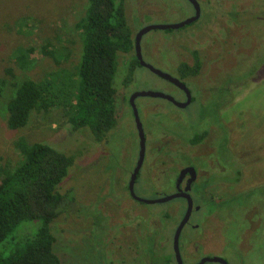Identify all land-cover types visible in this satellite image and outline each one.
I'll list each match as a JSON object with an SVG mask.
<instances>
[{"label":"rangeland","instance_id":"rangeland-1","mask_svg":"<svg viewBox=\"0 0 264 264\" xmlns=\"http://www.w3.org/2000/svg\"><path fill=\"white\" fill-rule=\"evenodd\" d=\"M198 1L201 17L197 22L177 30L150 31L142 38L141 50L146 63L179 80V65H192L197 53L201 72L186 81L203 91L205 102L200 103L196 93V102L187 110L153 98H138L136 105L148 146L159 144L166 135L163 141L178 139L179 146L194 149L186 140L206 132V125L218 123L222 114L224 140L217 139L216 144L231 182L199 203L205 210L191 219L206 228L200 237V241H207L206 250L197 258L264 264V0ZM87 8L86 0H0V166L14 169L19 165L22 155L16 143L20 139L28 144L43 143L74 157L75 163L59 188L70 201L52 224L55 252L62 264H148L144 240L152 233L156 254L172 258L175 228L186 211L183 199L161 207L133 200L128 193L140 151L129 99L135 92H157L178 99L172 84L138 67L132 83L126 86L134 54L120 55L114 83L118 125L103 143H97L88 128L74 130L58 108L33 113L28 125L16 131L7 125V104L18 85L63 69L76 73L82 55L76 26ZM125 9L134 36L148 26L176 25L195 15L188 0H126ZM19 50L30 60L25 69L17 62ZM147 105L155 110L147 111ZM161 109L167 115H158ZM176 116L177 123L172 120ZM208 146L209 141H204L194 149L195 154L206 155ZM144 177L142 173L135 185L139 198L154 201L172 193L171 186L163 190L156 186V178L155 185L146 190ZM241 193L244 195L230 198ZM213 198L230 199L217 205ZM38 227L39 222L24 223L19 236L32 238ZM189 227L181 236L186 257L188 239L195 235ZM12 245L11 240L6 241L0 252L9 254Z\"/></svg>","mask_w":264,"mask_h":264},{"label":"trees","instance_id":"trees-1","mask_svg":"<svg viewBox=\"0 0 264 264\" xmlns=\"http://www.w3.org/2000/svg\"><path fill=\"white\" fill-rule=\"evenodd\" d=\"M86 1V15L76 26L82 40V55L76 73L63 69L42 80H26L18 85L7 104L10 130L26 127L35 112L48 113L55 108L63 111L74 130L88 128L97 143H103L117 127L114 83L118 59L135 49L126 0ZM18 52L17 62L25 69L30 60L23 50ZM46 53L54 55V52ZM194 55L192 65H179L181 78L200 74L202 64L198 54ZM138 67H141L140 63L134 58L128 69L126 86L132 83ZM2 85L0 78V89ZM204 137L200 135L187 142L196 146ZM16 147L22 155L19 165L14 169L0 166V247L8 240L13 243L9 254L0 252V264H62L55 252L52 224L70 201L59 188L75 159L43 143L28 144L20 139ZM28 222H39L38 230L32 238L22 239L18 231ZM145 223L150 222L146 219ZM154 235L149 234L145 239L148 264H173L174 255L170 258L169 254H156Z\"/></svg>","mask_w":264,"mask_h":264},{"label":"flooded vegetation","instance_id":"flooded-vegetation-1","mask_svg":"<svg viewBox=\"0 0 264 264\" xmlns=\"http://www.w3.org/2000/svg\"><path fill=\"white\" fill-rule=\"evenodd\" d=\"M198 3L200 4V1H198ZM137 35H135L134 37L136 38ZM133 54H134V58L137 59L135 49L133 51ZM188 78L192 79L195 77L190 76V77H187L184 79L183 78L180 79V81H182L187 86V88L189 89L190 94L192 96L191 104L188 105L186 108H179L176 105H174L172 102H170L166 99H160V98H153V99L163 100V101L169 103L172 107L176 108L177 110H187L194 102H196V99H195L196 95L195 94L198 93V95H199L198 101L200 103H204L205 99L202 100V98H201V96L203 95V91L199 88H194L190 84H188L186 81V79H188ZM173 86L177 89V90H175L176 91L175 94L179 98L177 99L176 97H173L169 94H166V95L174 98L178 103L185 104L188 101L186 92L181 90L180 88H178L175 85H173ZM207 90L210 91V89H207ZM136 93H138V92H135L134 94H136ZM134 94H132V96ZM142 98H149V97H142ZM137 99L135 100V104H136ZM129 101H130V99H129ZM146 108H147V111H149V112H153L155 110V108L149 107L148 105L146 106ZM143 109H144V107H143ZM137 110H138V108H137ZM138 113H139V110H138ZM157 114L160 116L161 115L165 116V115H167V111H164L163 109H161V110H158ZM133 116H134V114H133ZM139 116H140V114H139ZM177 116L175 118H172V120H174L175 123H177V121L179 122V119ZM223 120L224 119L222 117V114L221 115L219 114L218 123H208L206 125L207 126V129L205 130L206 132H202V134H201V135H204L205 137L200 144H198L196 146H191L187 142V140H189V139L186 140V142H187L186 145L188 147H192L194 149L197 147L199 148V146L201 147L203 142L208 140L209 141V146H208L209 152L203 156H197L195 154L194 149L188 150L187 148L179 146L178 143L180 140H178V139L176 140L177 143L175 142V139H172V138L170 140L165 139L163 141L162 138L167 137L166 135L160 138L159 144L148 146V144H149L148 135H146V133H145V135H146V154H145V159H144L142 169H141V171L137 177V181L140 178L141 174L143 173V175L145 176L143 179V182H144L143 186L146 190H149V189H151L152 184H154L153 179L156 178L157 179V182H156L157 185L156 186L160 185L159 186L160 189L163 190V188H168L169 186H171V188L173 189L171 194H169L168 196H163V198L170 197V196H173L175 194H187L190 196L192 203H193V209H192V213H191L189 222L185 225V227L183 228L181 235H180V253H181L184 264H202V261L206 259V258H202V259L197 258L201 251L206 250L205 244L207 243V241L206 242L200 241V237L205 233L204 230H206V228H204L203 224H197L191 220L192 217L195 216V214L197 212H203L205 210L204 205H200L199 203L205 201L208 197H210L211 194H213V191H215V189H217L219 187L227 186V181L231 182V180L228 179L227 176H225L227 174V172H226L227 166H226V164L225 165L223 164L224 167L222 166V163H221L220 158L218 156V154L220 155L221 151H220V148H217V147H220V145L216 144L217 139L224 140V138L222 137L223 133L221 131H223V128L226 125L223 122ZM209 136H210V138H209ZM156 142H158V141H156ZM181 144H182V142H181ZM138 160H139V153H138V157H137V161H136L137 163H138ZM137 163H136V166H137ZM136 166H135V168H136ZM216 170H218V171H216ZM185 171H187V172L184 173V175H182L183 172H185ZM193 171H195V174ZM133 172H134V170L132 171L131 176H132ZM131 176H130V180H131ZM216 179L219 181H216ZM129 183H130V181H129ZM165 184H167V185H165ZM117 188H119L118 184H116L115 190H117ZM128 190H129V188H128ZM156 191H158V190H156ZM128 193H129V196L133 200H135L130 195V192H128ZM240 195H244V193H241V194L236 195V196H232L230 198H235V197H238ZM163 198L161 197L160 199H163ZM230 198H228V199H230ZM178 199H183V201L186 204V211H187L188 202L185 199V197H181ZM224 199L215 200L213 198L214 203L217 205L222 204V202H224L225 200H228L227 198L225 200ZM175 200H177V199H175ZM196 200L199 201L197 204H196ZM168 203H170V202H168ZM168 203H165L162 205L158 204V205H160L161 207H165L168 205ZM221 210H222V208L218 207V211H221ZM186 211H185L182 219L181 220L178 219L179 225H180L181 221L183 220V218L186 214ZM214 213H216V212L210 213L209 215H212ZM165 216L168 217L167 215H165ZM186 226H190L189 229L195 234L193 237H190L188 239V241H189V249H188L189 255L187 256L189 258L188 260L186 259L187 254L185 253L186 252L185 241L183 244H181V236H182V233H183L184 229L186 228ZM177 229H178V227L175 228L174 237H175ZM252 231H253V228H252ZM174 237H173V245H174ZM241 241H242V239H241ZM144 243L146 244L147 241L144 240ZM174 257H175V253H174ZM215 258H217V257H215ZM141 261L145 262L144 259H141Z\"/></svg>","mask_w":264,"mask_h":264},{"label":"water","instance_id":"water-1","mask_svg":"<svg viewBox=\"0 0 264 264\" xmlns=\"http://www.w3.org/2000/svg\"><path fill=\"white\" fill-rule=\"evenodd\" d=\"M188 1L193 5V7L195 9L196 14L194 17L190 18L189 20H186L185 22H182V23H179L176 25L148 26V27L144 28L143 30H141L135 38V50H136L137 59H138L140 65L142 67L148 69L153 74L160 77L161 79H163V80L177 86L181 90L185 91L187 94L188 101L185 104H181V103H178L174 98H172L166 94L157 93V92H138L130 98V105H131V108L133 110V114H134V118H135V124H136V128H137V131L139 134V141H140V143H139V146H140L139 160H138L137 166L134 169V172L131 176V180H130V183L128 186L130 195L136 201L145 203L147 205L165 204V203L171 202V201L178 199V198H181V197H185V199L188 202V209L186 211V214H185L183 220L181 221L180 225L178 226V229H177L175 237H174V253H175V259L177 261V264H184L181 253H180V235H181V232H182L183 228L185 227V225L189 222V219H190V216L192 213V209H193V203H192L190 196L187 194H175L173 196L166 197V198L159 199V200H154V201L143 200L136 195L135 185H136L137 177H138V175L142 169L144 159H145V154H146V135H145V131H144L143 124L141 122L138 110H137V106L135 104V100L137 98H140V97L141 98L142 97H149V98L166 99V100L172 102L174 105H176L179 108H186L188 105L191 104L192 96H191L190 91L187 88V86L182 81H180L179 79L174 78L173 76L166 74V73L154 68L153 66L149 65L148 63H146L143 59L142 50H141V41H142V38L144 37V35L146 33L150 32V31H154V30L168 31V30L182 29L188 25L193 24L194 22H197L200 19V17H201L200 4L198 3L197 0H188ZM186 172L187 171L183 172L182 175H184V173H186ZM193 172L195 174V171H193ZM206 263L228 264V262L226 260L221 259V258H206L205 260L202 261V264H206Z\"/></svg>","mask_w":264,"mask_h":264}]
</instances>
